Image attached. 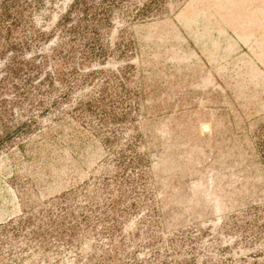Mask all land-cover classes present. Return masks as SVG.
<instances>
[{"label": "rangeland", "instance_id": "1", "mask_svg": "<svg viewBox=\"0 0 264 264\" xmlns=\"http://www.w3.org/2000/svg\"><path fill=\"white\" fill-rule=\"evenodd\" d=\"M2 1L0 264H264L261 0Z\"/></svg>", "mask_w": 264, "mask_h": 264}, {"label": "crops", "instance_id": "2", "mask_svg": "<svg viewBox=\"0 0 264 264\" xmlns=\"http://www.w3.org/2000/svg\"><path fill=\"white\" fill-rule=\"evenodd\" d=\"M248 12L247 10L245 11ZM253 16L250 23L251 27L259 26V34L254 36L248 34L245 36V59L252 67L257 69H264V1L261 0L259 9L252 11L250 9V16ZM254 19V20H253ZM262 19V20H261Z\"/></svg>", "mask_w": 264, "mask_h": 264}, {"label": "trees", "instance_id": "3", "mask_svg": "<svg viewBox=\"0 0 264 264\" xmlns=\"http://www.w3.org/2000/svg\"><path fill=\"white\" fill-rule=\"evenodd\" d=\"M78 3L81 6H85L86 0H78V1H76L75 5H78ZM12 6H14L12 2L10 4L7 3L6 1H2L0 3V40L3 37L6 39V41H7V43L5 45V48L7 47L6 50L18 51V50H21V46L19 45V43L15 42V41L12 42L11 40L8 41V37H11L12 33L15 30H17V28L21 22L19 18H17L15 15H13L11 13L10 8ZM98 13L99 12L94 14V17H96V15H98ZM3 47H4V45L0 44V55L4 53L2 51ZM1 144H3L2 139H0V145Z\"/></svg>", "mask_w": 264, "mask_h": 264}]
</instances>
